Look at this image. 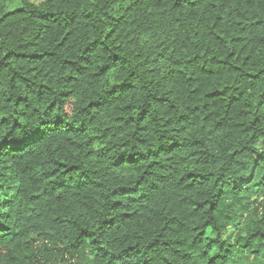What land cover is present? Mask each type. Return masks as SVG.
<instances>
[{"label":"trees","instance_id":"trees-1","mask_svg":"<svg viewBox=\"0 0 264 264\" xmlns=\"http://www.w3.org/2000/svg\"><path fill=\"white\" fill-rule=\"evenodd\" d=\"M262 2L172 0L177 27L192 29L190 38L199 47L189 58L187 49L178 48L165 74L150 65L126 71L129 62L119 51L120 31H131L129 9L147 7L149 0H104L105 6L123 5L124 10L119 16L105 13L104 22L115 27L99 40L89 37L80 68L88 64L86 57L103 55L106 63L99 67L107 71L97 78L111 85L108 94L121 90L112 102L121 111L106 99H93L84 109L87 125L72 124L59 114L82 75L72 67L76 61L57 65L53 54L34 51L33 41L20 46L26 51L5 56L9 63L0 62V73L11 63L28 68L23 75V68L13 69L7 80L0 75L3 104L13 110L29 102L33 112L51 109L55 135L69 137L72 155L82 159L52 163L44 155L47 137L19 144L14 142L18 136L9 140L4 121L10 117L0 113V209L16 213L0 214V254L11 251L22 235L16 225L27 224L23 259L12 257L15 264H63L65 251L89 252L92 264H264V208L258 199L264 196V69L247 70L264 54ZM17 3L21 0H0L3 25L24 11L11 7ZM83 4L79 15L69 14L74 24L79 16L93 18V10L85 12ZM246 10L255 11V18ZM180 13L185 24H180ZM193 25L203 27L196 31ZM71 35L66 31L61 43ZM40 39L38 32L34 40ZM167 51L171 56L173 49ZM146 70L149 83L154 74L168 80L173 72H187L185 92L170 96V85L142 100L144 89L130 81ZM53 72L64 73L56 82L64 89L59 104L47 103ZM117 74L121 78L113 80ZM20 84L26 95L9 94ZM69 112L65 108L64 115ZM17 123L10 121L12 128ZM61 237L63 248L57 243Z\"/></svg>","mask_w":264,"mask_h":264},{"label":"clouds","instance_id":"clouds-1","mask_svg":"<svg viewBox=\"0 0 264 264\" xmlns=\"http://www.w3.org/2000/svg\"><path fill=\"white\" fill-rule=\"evenodd\" d=\"M131 3L132 0H129ZM83 4V0H21V3L13 4L11 7H22L24 11L17 14V17L12 23L3 25L0 22V62L9 63L4 58L10 52H17L22 49L21 45H27L30 41H33V50L37 53H50L53 54L52 60L57 65H63L65 61L71 60L76 61L73 64V69H79L82 75L79 77L77 83L72 87V96L69 101L65 102L64 107L59 109V114L63 120L70 121L72 124L84 123L87 125L85 119L86 113L84 109L87 103L93 99H106L107 102L112 103L115 100L114 94L121 90L113 88V94H108L105 90L111 85L104 81L101 82L97 78V74L102 75L107 71V68L99 67V64L106 63L103 55H98L95 59L86 57L88 64L80 68L82 61L80 60L81 55H84V48L88 43L89 37L93 39H101L107 30H111L115 27L111 22L105 23V13L108 15L119 16L123 12V5L119 8L113 5L105 6L104 0H97L95 4H83L84 11L93 10V18L90 21H84L82 16H79V23H73L71 20L70 13H76L79 15L80 8ZM172 0H162L161 3H157L156 0H149L147 7L143 8H131L127 19L130 21L128 28L131 31H120L118 40L120 42L119 51L126 60L129 62L126 71L137 72L139 68H145L146 65H150L152 68L164 69L165 74L170 71L173 67V62L177 59V49H187L185 58H189L194 54L193 50H196L199 45L194 43L190 38L192 29L185 27H177L176 10L172 9ZM194 12L195 10H189ZM57 13V15H48L49 13ZM251 14L254 18L256 16L255 11L246 10L245 15ZM181 20L180 24H185L183 13H180ZM261 16H264V2L261 3ZM88 25L87 27L85 25ZM95 25V28H92ZM196 31H201L202 25L196 27L193 25ZM91 28V31L89 30ZM71 31L72 35L69 36L68 40L61 43V38L66 31ZM41 34L40 40H34L37 33ZM127 37V39H126ZM129 40L131 43H129ZM108 42L105 41V44ZM116 41H113L115 44ZM59 45V47H57ZM168 49H173L171 56L168 54ZM115 50V49H113ZM104 51H107L105 49ZM159 53V55H158ZM153 58L156 59V63L153 64ZM145 63H140V61ZM24 71L21 73L26 74L28 66L17 65L15 63L9 64V69L0 73L5 80L11 78L12 70ZM264 69V54L262 59L249 67L248 71L260 72ZM39 67L37 71H39ZM75 75V71L71 73ZM64 73L53 72L50 74L49 87L53 88V91L49 94L47 103H51L53 100L60 103L62 99L59 95L61 90L60 85H57V80L63 76ZM187 75L185 72L183 75L179 72H173L172 77L168 80L157 79L154 74L151 78V83L148 81L147 70L144 73H138L137 76L133 77L130 83H135L138 88L142 87L144 91L140 92L141 99L145 97L159 95L163 88L171 85L170 96H177L184 93L183 88V77ZM264 75V73H262ZM119 74L112 77L113 80L120 79ZM63 83V82H61ZM11 88V86H10ZM97 88L101 91L98 92ZM9 94L14 95H26L24 91V85L20 84L18 87L11 88ZM122 103V100L120 101ZM29 104L24 105L22 108L13 110L11 105L3 104V100L0 99V113L8 115L9 121H4L5 124H9L6 129L10 133L9 140L13 137H20L14 141L15 143H26L33 137L40 139L48 138L47 148L44 155L52 163H55L58 159H63L72 162H81L82 158L74 157L69 148L71 145V139L67 136H56V129L52 126L49 121L52 119L51 109L44 112L41 107L40 112H33L32 107ZM65 108H69V115H64ZM114 111L119 113L121 109L117 107L116 103H112ZM10 121H19L15 128H12ZM66 127H70L67 125ZM74 130V129H73ZM93 132H89L92 135ZM264 139V138H262ZM53 145L58 151L54 150ZM256 145H250L249 147H255ZM111 147V144L109 145ZM131 147V146H129ZM3 145H0V149ZM260 150L264 151V142L260 143ZM27 151V148H25ZM191 159V158H190ZM225 159L227 157L225 156ZM238 171V169L236 170ZM261 202V207L264 208V196L258 197ZM9 212L14 217L16 213L14 210L0 209V214ZM19 219V217H16ZM83 219V217H81ZM26 220V217H25ZM2 222V221H0ZM15 225V220L13 221ZM23 229L22 235L17 241H14L11 246V251L5 248L2 254H0V264H15L12 257H16L18 260L23 259V244L29 234L27 224L16 225ZM34 235V232L30 233ZM68 235V233H64ZM57 241L59 247L63 248L64 245ZM89 252H83L78 255L71 254L70 251H65L62 256L63 264H92L89 260ZM33 259H40L39 256H34ZM147 259V258H146ZM50 264H57V261H52ZM161 264H167L166 260L161 261Z\"/></svg>","mask_w":264,"mask_h":264}]
</instances>
